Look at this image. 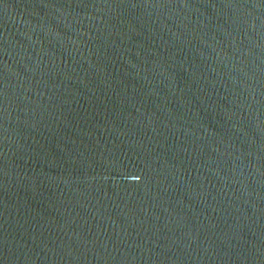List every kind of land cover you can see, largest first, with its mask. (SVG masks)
I'll use <instances>...</instances> for the list:
<instances>
[{"label": "water", "instance_id": "1", "mask_svg": "<svg viewBox=\"0 0 264 264\" xmlns=\"http://www.w3.org/2000/svg\"><path fill=\"white\" fill-rule=\"evenodd\" d=\"M0 264H264V0H0Z\"/></svg>", "mask_w": 264, "mask_h": 264}]
</instances>
